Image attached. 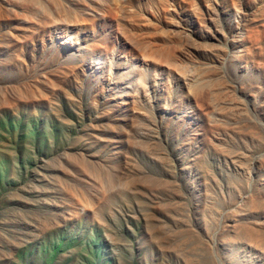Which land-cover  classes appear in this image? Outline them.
<instances>
[{"label":"rangeland","instance_id":"1","mask_svg":"<svg viewBox=\"0 0 264 264\" xmlns=\"http://www.w3.org/2000/svg\"><path fill=\"white\" fill-rule=\"evenodd\" d=\"M0 264H264V0H0Z\"/></svg>","mask_w":264,"mask_h":264},{"label":"bare ground","instance_id":"2","mask_svg":"<svg viewBox=\"0 0 264 264\" xmlns=\"http://www.w3.org/2000/svg\"><path fill=\"white\" fill-rule=\"evenodd\" d=\"M36 4H37V3H36ZM42 5H43V4H42ZM48 8H49V7H48ZM48 8H47V9H48ZM57 9L59 10L60 8L57 7ZM58 10H57V11H58ZM57 11H55V12H57ZM49 13H50V12H49ZM50 14H51V13H50ZM143 61H144V60H143ZM144 62H145V61H144ZM146 62H147V61H146ZM175 70H176V69H175ZM194 89H196V88H194ZM201 90H202V89H201ZM193 92H197V93L199 92V93H200V89L197 88L195 91L193 90ZM196 95H197V94H196Z\"/></svg>","mask_w":264,"mask_h":264}]
</instances>
